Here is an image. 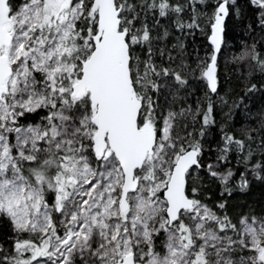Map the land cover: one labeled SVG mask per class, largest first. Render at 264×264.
I'll return each mask as SVG.
<instances>
[{
	"label": "snow or ice",
	"instance_id": "1",
	"mask_svg": "<svg viewBox=\"0 0 264 264\" xmlns=\"http://www.w3.org/2000/svg\"><path fill=\"white\" fill-rule=\"evenodd\" d=\"M255 183L264 0H0V264H264Z\"/></svg>",
	"mask_w": 264,
	"mask_h": 264
},
{
	"label": "trees",
	"instance_id": "2",
	"mask_svg": "<svg viewBox=\"0 0 264 264\" xmlns=\"http://www.w3.org/2000/svg\"><path fill=\"white\" fill-rule=\"evenodd\" d=\"M231 44L233 45V48L230 50V53H235L237 51L236 45H238L241 41L245 40L246 37L243 32L237 31L233 34L232 37L229 38ZM202 41L201 37H197L195 43L197 46L200 45ZM230 53H226V58L230 61L231 55ZM245 69L241 65L239 68L232 63H228L227 66L224 68V72L226 77L230 78L229 83L225 87V91H227V88H238L240 87V81L243 79L241 76V72H244ZM259 79V78H257ZM223 95V93H221ZM261 100L259 98L256 99V103L259 104ZM227 111V109H225ZM220 118L219 116L217 117ZM262 198H264V186L260 185L259 183H255L248 193H241L238 196H236V203L237 204H243V203H257ZM3 226H0V235L3 234Z\"/></svg>",
	"mask_w": 264,
	"mask_h": 264
}]
</instances>
